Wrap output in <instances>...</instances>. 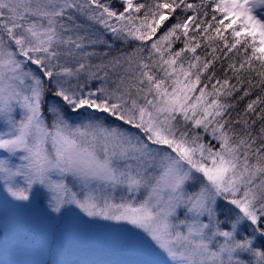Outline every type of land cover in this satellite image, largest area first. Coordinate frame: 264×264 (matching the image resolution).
<instances>
[{"label": "snow or ice", "instance_id": "obj_1", "mask_svg": "<svg viewBox=\"0 0 264 264\" xmlns=\"http://www.w3.org/2000/svg\"><path fill=\"white\" fill-rule=\"evenodd\" d=\"M37 251L264 264V0H0V258Z\"/></svg>", "mask_w": 264, "mask_h": 264}, {"label": "rangeland", "instance_id": "obj_2", "mask_svg": "<svg viewBox=\"0 0 264 264\" xmlns=\"http://www.w3.org/2000/svg\"><path fill=\"white\" fill-rule=\"evenodd\" d=\"M115 258L118 259H130V258H134V254L130 253V252H115L113 253ZM5 259H9L8 256H5L3 258H0V264H4V260ZM32 260L36 261L37 264H46V262L48 261L49 257L47 256L46 253L42 252V251H37L36 253H34L31 257Z\"/></svg>", "mask_w": 264, "mask_h": 264}]
</instances>
